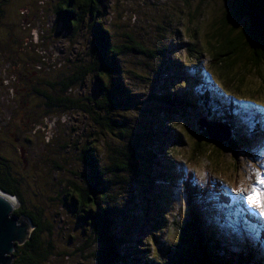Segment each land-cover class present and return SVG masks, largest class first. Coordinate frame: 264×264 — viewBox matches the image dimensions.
Masks as SVG:
<instances>
[{"label": "trees", "instance_id": "1", "mask_svg": "<svg viewBox=\"0 0 264 264\" xmlns=\"http://www.w3.org/2000/svg\"><path fill=\"white\" fill-rule=\"evenodd\" d=\"M105 1L60 0L56 9L59 12L58 16L60 21L63 22L64 29L70 32V35L72 34L71 39H74L85 28L84 26L89 28L92 40H95L92 50L90 49L91 42L88 45V55L91 60L87 59L89 63L86 67L78 70L74 68L72 70L73 75L68 74L67 70L63 69L61 72L55 73V76L51 79L35 78L36 81L40 82V87L46 88V91L45 89L43 91L35 89V91L44 96L43 106L46 110V112H43L45 113L43 115L44 119H47V117L52 119L61 118L68 111L80 110L90 116L101 130L117 139V144H120L119 147L121 148L117 149L116 152L120 155L116 154L118 160L111 156L112 164L98 169L96 168L98 160L94 154L93 145L86 143L81 151L80 158L89 169V184L86 187H81L72 182L71 186L74 190H66L64 193L62 190L55 191L52 188L49 190L52 195H47L49 196L47 197L48 201L51 203L57 202L70 208L75 217L74 222L77 225L80 223L85 228L83 231L85 237H87L88 231L93 233L94 242L97 243L98 248L100 247L94 254L97 257L98 264H256L258 258L264 256L262 255L264 244L260 246L262 240L257 239L259 247L249 242V246L246 248L249 252L245 254L232 255L226 253L225 255H228L229 258L219 256L221 254L220 246L214 237L219 232L213 229V226L217 223L208 217L201 208L194 212L195 218L193 220H186L180 225V221L176 219L180 214L175 211L176 189L182 191V193L185 192L189 199L193 201L194 207H200L202 202L199 201L196 204L191 195V191L194 192L198 189V185L194 190L192 189V173H188L190 180L188 178L180 185L176 183L179 178L181 181L184 180L187 173L185 177H182L184 176L182 174H179V178L176 177L178 173L182 172L183 165L174 161L176 156L173 154L172 147H175V143L170 145V141L177 140L181 144L183 143L182 134L185 136L183 130L179 127V123L174 121L173 116L180 115V117L185 118L193 115L198 118V121L207 119L211 123L223 124L225 127L229 125L232 128L233 135L228 143H225L227 150L235 152L244 147V145L238 146L237 136L233 133V130L239 132V128L237 129L238 124L231 119H234L233 117L239 111L243 112L242 105L244 104L256 105L262 109H264V105L246 96H242L240 99L233 94L232 89H234V92L242 93L244 85L241 82L246 78V73L251 69L257 72L264 69L261 68L264 62V0H226V10L224 16L219 20L220 28L215 34L219 47L218 57L222 58V62L219 63L218 59L216 61L215 58L213 61L211 58L214 62L212 68L219 71L220 81L215 79L207 62H200L201 54L198 53L197 56H193L183 63L178 62L176 71L172 62L168 65L166 63L165 74H163L164 71H156L158 74L153 80L155 89H158V86L164 87V92L159 93V95L152 94L150 100L157 101L162 109L167 112L161 120V117L157 116L156 118V110L154 111L150 107L149 119H145V117L142 119L144 122L147 120L145 123H142L140 113L137 117L123 114L124 112L130 113L134 110L143 109L137 106L138 99L143 91L131 89L135 79L141 80L143 77L134 75V80H131L128 77V70L123 65V57L125 55H143L155 64L158 57L163 56L166 62L169 52L172 51V46L166 43L165 35L163 34V38L161 34L159 46L149 48L132 33L131 23L128 20H123L125 15L120 11H113V13L116 18L121 20V25L113 24V17L111 18L106 13ZM109 6L110 3L107 7ZM2 8L0 7V22L6 21L1 19H13L11 15L9 16L6 13V9ZM119 27L123 29V43L117 39L120 35ZM161 29L166 31L163 27L159 30ZM125 30L126 32H124ZM3 31L0 24V36H5V41H7L5 43L8 45L10 40H6L8 35H5ZM5 43L0 41V46ZM29 43L34 45L36 39L29 40ZM11 45L13 46V44ZM98 49L101 52V57L92 60L95 51H98ZM18 54L11 56H17ZM28 54L37 59L34 52L31 51ZM143 64L148 66L146 71L149 74L154 64H149L146 60ZM189 69L194 76L193 82L198 85L195 87L197 92L195 90L192 92L190 81H180L181 79L177 83L174 82L169 90L166 85L167 82L170 83L175 79L170 76H179L183 70ZM234 69L240 71L236 86H234L235 80L231 75ZM88 74L91 75V79L98 89L97 99L93 97L84 100L85 102H93L92 109L89 108L88 104H84L81 100L68 95L70 90L75 85L83 82ZM157 78L159 84H157ZM7 81L8 77L4 79L5 83ZM4 82L2 83L3 88H5ZM35 83L34 88L37 87ZM207 84L213 86L218 94L207 92L205 89ZM202 89L204 92H202ZM203 108L204 110L198 111V109ZM95 109L98 111L97 117L93 113ZM135 118H137L136 121ZM26 119L29 120L26 127H29L27 125L35 121L32 130L36 128V125L39 128L47 129V131H49L48 128H51L52 120L46 126L45 120H35L30 117ZM197 124L198 129L202 131L201 140H197V147L201 149L202 142H204V139L209 138V135L198 122ZM20 126L23 127L22 124ZM252 129L255 133H262L254 126H252ZM47 131L44 132V138L48 136V133L52 137L53 134L56 136L59 134L57 127L56 129L53 128L51 133L50 131L47 133ZM110 139L108 145L113 152L115 147H113V139L111 141ZM32 141L33 139L23 131L9 130L6 132L4 129L0 132V190L17 198L19 207L15 210L14 215L29 220L32 225L29 240L24 245H19L16 248L14 264H40L42 261L52 258L55 254L53 242L50 239L44 240L45 237L50 238L53 233L52 222L48 219L45 209L37 201H42L39 200V194L44 191L40 186L43 182L41 180H44L43 161H45L46 166L52 165L58 172L63 173L65 167L49 155L52 153L61 155L62 152L70 149L68 144L58 150L50 149L47 146L49 150L48 157L38 161L31 156L34 152L29 147ZM44 146L42 147L44 148ZM23 150L27 154H24V157ZM128 175L140 178L139 181L143 184L147 180L145 191L148 193L151 191L156 192V194L151 199L152 210L150 212L146 211L148 219L142 218V213L137 208L135 211L132 210V213L137 214L138 221H140L135 224L133 229L138 227L139 232L144 223L152 231L149 233L142 231L145 233L144 239L141 241L124 244L127 238L119 237L118 233L120 231L118 232V230L123 226L128 227L129 221L132 220L130 216L131 207H129L132 203H129L126 210H124L127 202H125V199L123 203H120L121 190L117 187L120 185L118 179L121 178L122 180ZM74 176L76 177V175ZM111 178L114 180L113 187L117 190L115 195L107 187V184L112 181ZM122 181L126 182L124 179ZM160 182L170 184L172 189L159 188L158 190ZM136 184L138 185V183ZM154 185L156 187L153 188ZM202 197H204L203 194ZM134 201L137 200L131 197V202L134 203ZM154 203L155 206H153ZM138 214H140V217ZM151 217L155 219H151ZM202 217L207 218L201 221ZM134 219L137 220L136 217ZM249 220H251L249 221L251 223L254 222L252 217H249ZM119 223L122 226H119ZM168 226L178 227L177 238L169 239L165 237V235H169L170 227ZM129 229V237H132L134 232L131 228ZM124 232L126 233V231ZM232 244L240 246L237 239ZM122 246H125L127 250L126 256L120 253ZM151 248L155 252L154 255H150ZM141 254L144 256V261ZM132 255L135 257L133 260Z\"/></svg>", "mask_w": 264, "mask_h": 264}, {"label": "rangeland", "instance_id": "2", "mask_svg": "<svg viewBox=\"0 0 264 264\" xmlns=\"http://www.w3.org/2000/svg\"><path fill=\"white\" fill-rule=\"evenodd\" d=\"M59 2L60 0H22L19 4L15 5V8L10 6L5 10L13 19H1L6 21L0 22L4 30L3 33L5 35L7 34L9 37H7L6 40H10V43L7 45V43H5L7 42L5 41V36H0V41L5 43L0 46V132L5 129L6 132L15 130L18 132L23 131L28 134V136L33 139L29 147L34 152L30 155L38 161L48 157L47 153L49 150L47 146L50 149L58 150L65 146V144H68L69 151L66 150L62 152L61 155H54L53 153L49 155L53 160L65 167L63 173L58 172L52 165L46 166V164H44L45 161H43L44 180H41L43 182L40 186L46 193L41 191L39 200L42 201L37 202H40L39 204L45 209L48 219L52 222L53 233L50 238L45 237L44 240L47 241L50 239V241L53 242L55 245V254L52 258L42 261L40 264H98L97 257L94 256V254L100 247L98 248L97 243L95 244L93 233L88 231V235L85 237L83 232L85 228H83L80 223L77 225V223L74 222L75 217L73 216L72 210L57 202L51 203L47 199V197H49L47 195H52L49 192L52 188L55 191L62 190L64 193L66 190H74L71 186L72 182L77 183L81 187H86L89 184V169L80 158L81 151L86 143L93 145L92 148L98 160L96 167L98 169H100V167H105V165L112 164L111 156L118 160L117 155L120 154L117 153L116 150L121 148L113 135H109L106 131L104 132V130H101L90 116L82 113L80 110L68 111V113L61 118L56 117L52 119L50 117V119L46 116L47 119H44L43 115H45V113L43 112H46L43 106L44 96L38 91H35V89L39 91L45 89L46 91V88L43 86L40 87V82L36 81L35 78L51 79L55 76V73H59L63 69H66L68 74L73 75L74 72L72 70L74 68L78 70L88 65L89 61L87 59L91 60V57L88 55V45L89 42H91L90 49L92 50L93 43H95V40H92V34L87 26H84L85 28L80 31L74 39H71L72 34L70 35V32L64 29L63 22L60 21L56 12V7ZM109 3L110 6L107 7ZM105 5L106 13H108L111 18L113 17V24L117 23L119 26L121 25V20L115 17L113 11L124 13L125 17L123 20H128V22L131 23L132 33L149 48L159 46L161 34L163 38V34L165 35L166 43L172 46V51L169 52V59L167 58L166 62L163 56H159L155 64L154 62L151 63L150 59L143 55H125L123 57V65H125V68L128 70V77L131 80H134V75L143 77L141 80L135 79V82L131 85V89L134 88V90L143 91L141 97L138 99L139 103H137V106L143 109H138V111L134 110L130 113L124 112V115L130 114L131 117H137L140 113L139 116L141 120L143 117L149 119L150 116H148V114L150 112V107H152V110H156L157 112L156 118L158 116L163 120L167 111L163 110L162 106L157 101L150 100V96L154 93L159 95V93L164 92V87L161 88L158 86V89H155V82H153V80L156 74H158L156 71H164L163 74H165L166 66L170 62L174 64L176 71L178 62L183 63L193 56H197V53L201 54L200 62H207L210 70L213 71L215 79H220L219 71L212 68L214 62H212L211 58L213 61L215 58L216 61L218 59L219 63L222 62V58L218 57L219 47L215 34L220 28L219 20L224 16L226 10V0H106ZM161 27L165 28L166 31L164 29L159 30ZM119 29L120 35L117 39L123 43V29L121 27H119ZM124 32H126V30ZM35 39L36 43L31 45L29 40L32 41ZM191 43L192 47L190 46ZM11 44H13V46ZM31 51L37 55V59H34L31 54H28V52ZM16 53L19 54L17 56H11ZM100 57L101 52L98 49V51H95L92 60H96ZM144 60L149 64H154L149 74L148 71H146L148 66L143 64ZM261 68H264V62ZM186 72L188 73L186 74ZM239 72V69H234V71L231 72L235 80L234 86L237 85V76ZM7 77L8 81L5 83L4 79ZM170 77L175 79L170 83L167 82L166 85L168 88L174 84V82H179V79H190L192 92L196 89L195 87L198 86L193 82L194 76L190 69L183 70L179 76L174 75ZM156 80L157 84H159L158 78ZM3 82L5 88H3ZM34 83L37 86L36 88L33 86ZM221 83L223 82L221 81ZM241 83L244 85L242 88L243 92H246H234V89H232L233 94L240 99L242 96L255 99L264 105V69H260L259 72L253 69L249 70V72L246 73V78ZM13 86L14 88H12ZM205 89L207 92L218 94L210 84H207ZM195 92L197 91L195 90ZM202 92H204L203 89ZM97 94L98 89L95 87L90 74L85 77L83 82L79 85H75L68 93L70 97L79 99L84 104H88L91 109L93 108V102H85L84 100H89L93 97L97 99ZM227 100L232 102L230 99ZM237 107L240 109L239 106ZM245 108L246 106L243 107V109ZM238 109L236 108V110ZM201 110H204V108L198 109V111ZM97 112L96 109L93 112L96 117ZM27 117L35 120H45L46 126L49 125L52 120L51 128H48V130L51 133L53 128L56 129L57 127L59 130L58 136L53 134L52 137L47 129L39 128L38 125L32 130L35 121L27 125L29 127H26V124L29 122V120L26 119ZM233 118L234 119L231 120L239 125V127L237 125L239 132L233 130V133L237 136L236 139H238V146L244 145L243 148L235 152L227 150L226 144L229 140H226L222 145H216L212 143L209 138H206L204 139L205 143L202 142L203 145H201V149L198 148L197 142L199 139L201 140L200 135L202 131L198 129V118L193 115L185 118L180 117V115L173 116L174 121L179 123V127L183 130L185 136L182 134L183 143L181 144H179L177 140L170 141V145L171 143H175V147H172L173 154L176 156L174 161L183 165L182 172L178 173L176 177L179 178L181 174L184 175L182 177H185L187 173L185 177L186 180L184 179L181 181L179 178L176 183L180 185L181 182L187 181L189 178L188 173H192V189L194 190L196 185H198V189L194 192L191 191V195L196 204L199 203V201L202 202L200 207L196 208L194 207L193 201L189 199L185 192L182 193V191L176 189L177 201L175 211L180 214L176 219L179 220L180 225H182L186 220H193V218H195L194 212L201 208L208 217L217 223L213 226V229H216L219 234L213 236L220 246L219 249L221 250V254L219 256H226L227 258H229V256L225 255L226 253L232 255L241 254L246 251V246L249 245V242L253 243L255 246H258L259 242L254 239L250 240L249 238V242L247 240L242 241L237 248L232 244V242H235L236 238L239 240L243 239L245 235V221L240 214L237 215L238 219L236 221L229 217L226 219V213L224 212L221 213V215L227 221L228 226L226 227L219 224L220 220L216 218L217 216H215L214 211L219 209L217 200H220L222 192H225L223 190H218L220 184L224 183L228 185L229 183V185L234 188L243 186L242 190H245L244 188L249 189V184L251 183L260 190L257 194L258 203L264 204V184L257 183L256 177L253 175L254 171L257 169L264 173V135L255 136L252 126L254 124L257 126L258 124L252 119L251 113L239 111ZM136 120L137 118H135V121ZM146 121L147 120H145V122ZM143 122L142 120V123ZM20 124H22L23 127H21ZM230 125L232 124L230 123ZM262 125L263 126L260 127L264 129V124ZM13 126H15V128H13ZM45 131L48 133L46 138H44ZM218 131L220 132L219 134H224V137L227 138L228 130L226 131L223 129L221 131L219 129ZM109 139L110 141L113 139V147H115L113 152L108 145ZM43 145H45L44 148L42 147ZM74 175H76V177ZM123 179L126 182H123ZM111 180V183L107 184V187L109 191L115 195L117 190L113 187V178H111ZM118 180L120 185L117 188L121 190L120 203H123L125 199V202H127L124 210H126L129 203H132V205H129V207H131L130 216L132 220L129 221L128 227L134 232L133 236L129 237L128 231H130V229L123 226L119 228L118 232L120 231V233H118V236L127 238L124 244L141 241L144 239V233H149L152 230L144 223L139 232L138 227L133 229L135 224L140 221H138L139 218L136 216L137 214L132 213V210L135 211L137 208V210L142 213V218L148 219L149 217L146 211L150 212V210H152L151 199H153L156 192H146L145 185L147 184V180L144 181L143 184L139 181L140 178L133 175H128L126 178L124 177L122 180L119 178ZM136 183H138V185ZM154 187L156 186L154 185L153 188ZM159 188L172 189L170 184L168 185V183L163 182L158 184V190ZM227 194H225L224 197L229 198L231 201V203H228L231 204V206L227 207L228 209L234 210L236 206L243 209L241 203L244 202H241L236 197L235 199L238 203L235 204L233 201L234 196L229 193ZM165 195L167 196V193ZM131 197L137 201H134V203L131 202ZM244 205V217L247 219H249V217L253 218V214L249 213L245 203ZM153 206H155V203ZM143 212H145V214H143ZM255 213L264 221V217H261L256 210ZM138 215L140 217V214ZM135 217L137 218L136 221L134 219ZM206 218L207 217H202L201 221ZM151 219L155 218L151 217ZM242 223L243 226L241 225ZM249 223L253 228L255 225L261 226L262 224L264 226L262 222ZM119 226H122V224L119 223ZM168 227H170L169 235H165V237L169 239L177 238L179 231L177 230L178 227ZM124 231H126V233ZM29 232H32V227ZM257 239L262 240L261 244H263L264 236H259ZM121 248L120 253L126 256L127 250L125 246ZM154 254L155 252H153L151 248L150 255ZM262 255H264V253ZM134 258L135 257L132 255V260ZM141 258H144L142 254ZM144 260L145 259H143V261ZM258 263L264 264V256L263 258H258L256 264Z\"/></svg>", "mask_w": 264, "mask_h": 264}, {"label": "water", "instance_id": "3", "mask_svg": "<svg viewBox=\"0 0 264 264\" xmlns=\"http://www.w3.org/2000/svg\"><path fill=\"white\" fill-rule=\"evenodd\" d=\"M198 123L205 129L214 144L222 145L232 136L231 129L223 124L211 123L207 119H201ZM219 129L221 131L228 130L227 138L224 137V134H219ZM22 153L24 157L25 150ZM18 207L19 202L16 197L7 195L0 190V264H14V253L17 246L24 245L30 237L29 231L32 226L29 220L14 215ZM254 234H256L254 235L256 236L255 240H257V233Z\"/></svg>", "mask_w": 264, "mask_h": 264}, {"label": "snow or ice", "instance_id": "4", "mask_svg": "<svg viewBox=\"0 0 264 264\" xmlns=\"http://www.w3.org/2000/svg\"><path fill=\"white\" fill-rule=\"evenodd\" d=\"M253 175L256 177L257 183L264 184V173L257 169L254 171ZM259 192L260 190L250 183L249 189L242 190L241 199L246 200L251 209L256 210L261 217H264V204L258 203L257 201V194Z\"/></svg>", "mask_w": 264, "mask_h": 264}, {"label": "clouds", "instance_id": "5", "mask_svg": "<svg viewBox=\"0 0 264 264\" xmlns=\"http://www.w3.org/2000/svg\"><path fill=\"white\" fill-rule=\"evenodd\" d=\"M234 221H236L235 219H234ZM242 226H243V223L241 224ZM244 228H245V230H244V233H245V235H244V237H243V241H245V240H248L249 238H250V240H252V239H254L255 240V238H256V236H254V235H256V234H254V233H256V232H254L255 231V229H256V227H254L253 228V226H250L248 223H247V221L246 222H244ZM262 231H264L263 229H260V232H262ZM259 232V233H260ZM258 236H259V234L257 233V238H258ZM257 241V240H256ZM263 244H264V242H263ZM262 245V244H261ZM260 245V246H261ZM247 246H249V245H247ZM246 246V247H247ZM257 247H259V246H257ZM237 248V247H236ZM263 249H264V247H263ZM247 251V250H246ZM246 251L243 253V254H245L246 253ZM255 252V251H254Z\"/></svg>", "mask_w": 264, "mask_h": 264}, {"label": "flooded vegetation", "instance_id": "6", "mask_svg": "<svg viewBox=\"0 0 264 264\" xmlns=\"http://www.w3.org/2000/svg\"><path fill=\"white\" fill-rule=\"evenodd\" d=\"M5 1V2H4ZM22 0H0V7H3L2 9H6L7 7L15 8L16 4H19ZM21 9V8H20ZM57 12V11H56ZM59 12H57L58 14Z\"/></svg>", "mask_w": 264, "mask_h": 264}, {"label": "bare ground", "instance_id": "7", "mask_svg": "<svg viewBox=\"0 0 264 264\" xmlns=\"http://www.w3.org/2000/svg\"><path fill=\"white\" fill-rule=\"evenodd\" d=\"M14 202V201H13ZM15 203V202H14ZM29 233H31V232H29Z\"/></svg>", "mask_w": 264, "mask_h": 264}]
</instances>
